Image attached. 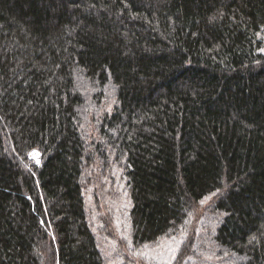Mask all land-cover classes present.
Returning <instances> with one entry per match:
<instances>
[{
  "label": "trees",
  "instance_id": "16d2710c",
  "mask_svg": "<svg viewBox=\"0 0 264 264\" xmlns=\"http://www.w3.org/2000/svg\"><path fill=\"white\" fill-rule=\"evenodd\" d=\"M115 170L130 250L207 198L196 251L264 264V0H0V264H105Z\"/></svg>",
  "mask_w": 264,
  "mask_h": 264
},
{
  "label": "rangeland",
  "instance_id": "374dc122",
  "mask_svg": "<svg viewBox=\"0 0 264 264\" xmlns=\"http://www.w3.org/2000/svg\"><path fill=\"white\" fill-rule=\"evenodd\" d=\"M31 157L37 161L38 153ZM104 185V189L103 186ZM103 189L108 199L98 196ZM90 227L96 238L97 247L105 264H215L217 252L213 248L201 247L204 242L205 226L214 232L219 220L205 218V198L198 206L197 212L188 215L184 228L166 236L152 245L130 250L128 211L129 203L126 193V182L120 172L106 174L102 182L90 184L84 195ZM107 202V205H106ZM218 261L216 264H225Z\"/></svg>",
  "mask_w": 264,
  "mask_h": 264
}]
</instances>
